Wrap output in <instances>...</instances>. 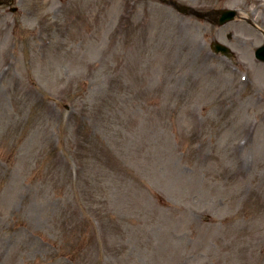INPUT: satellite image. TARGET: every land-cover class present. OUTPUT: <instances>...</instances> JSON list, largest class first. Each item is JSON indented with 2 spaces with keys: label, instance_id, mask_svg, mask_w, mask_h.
Wrapping results in <instances>:
<instances>
[{
  "label": "rangeland",
  "instance_id": "rangeland-1",
  "mask_svg": "<svg viewBox=\"0 0 264 264\" xmlns=\"http://www.w3.org/2000/svg\"><path fill=\"white\" fill-rule=\"evenodd\" d=\"M179 1L237 62L159 0L0 6V264H264V0Z\"/></svg>",
  "mask_w": 264,
  "mask_h": 264
},
{
  "label": "water",
  "instance_id": "water-1",
  "mask_svg": "<svg viewBox=\"0 0 264 264\" xmlns=\"http://www.w3.org/2000/svg\"><path fill=\"white\" fill-rule=\"evenodd\" d=\"M231 13H226L225 16H229Z\"/></svg>",
  "mask_w": 264,
  "mask_h": 264
}]
</instances>
